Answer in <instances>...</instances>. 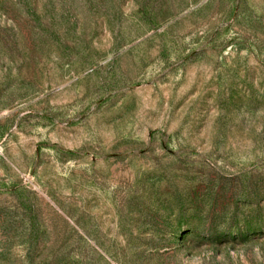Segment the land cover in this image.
Instances as JSON below:
<instances>
[{"label":"rangeland","instance_id":"374dc122","mask_svg":"<svg viewBox=\"0 0 264 264\" xmlns=\"http://www.w3.org/2000/svg\"><path fill=\"white\" fill-rule=\"evenodd\" d=\"M0 264H264V0H0Z\"/></svg>","mask_w":264,"mask_h":264}]
</instances>
